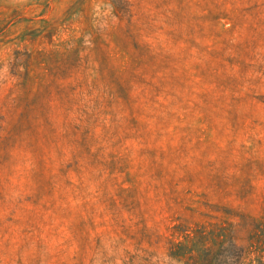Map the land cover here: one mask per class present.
<instances>
[{"label":"rangeland","instance_id":"obj_1","mask_svg":"<svg viewBox=\"0 0 264 264\" xmlns=\"http://www.w3.org/2000/svg\"><path fill=\"white\" fill-rule=\"evenodd\" d=\"M126 3L0 0V264L264 229V0Z\"/></svg>","mask_w":264,"mask_h":264},{"label":"trees","instance_id":"obj_2","mask_svg":"<svg viewBox=\"0 0 264 264\" xmlns=\"http://www.w3.org/2000/svg\"><path fill=\"white\" fill-rule=\"evenodd\" d=\"M109 1L118 12L123 11L127 4V0ZM259 226L254 229H259L261 233L254 230L246 245L236 241L231 226H184L179 230L181 238L174 235L169 238L167 255L171 262L185 259V264H264V242L258 237L264 229ZM253 252L259 253V256L251 257ZM170 261L168 264H171Z\"/></svg>","mask_w":264,"mask_h":264}]
</instances>
